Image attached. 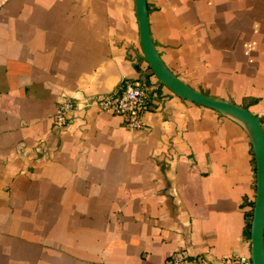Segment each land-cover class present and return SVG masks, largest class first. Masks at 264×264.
<instances>
[{"label":"crops","instance_id":"1","mask_svg":"<svg viewBox=\"0 0 264 264\" xmlns=\"http://www.w3.org/2000/svg\"><path fill=\"white\" fill-rule=\"evenodd\" d=\"M146 6L170 72L264 131V0ZM123 79L152 84L133 130L83 106ZM64 98L77 107L58 126ZM255 197L245 126L158 81L134 0H0V264H222L250 255Z\"/></svg>","mask_w":264,"mask_h":264},{"label":"water","instance_id":"2","mask_svg":"<svg viewBox=\"0 0 264 264\" xmlns=\"http://www.w3.org/2000/svg\"><path fill=\"white\" fill-rule=\"evenodd\" d=\"M134 2L140 46L145 61L158 81L183 99L235 118L248 131L256 164V197L250 225V257L252 264H264V131L261 122L246 109L198 92L174 76L161 61L150 38L146 0H134Z\"/></svg>","mask_w":264,"mask_h":264},{"label":"built area","instance_id":"3","mask_svg":"<svg viewBox=\"0 0 264 264\" xmlns=\"http://www.w3.org/2000/svg\"><path fill=\"white\" fill-rule=\"evenodd\" d=\"M152 84L142 80L123 79L117 89L101 99L90 98L83 102V106L95 107L101 112L123 118L125 126L131 130L141 126L142 115L150 108ZM77 102L64 98L55 106L52 119L58 126H64L70 114L76 109ZM207 254L200 257L190 256L184 251L172 252L166 264H209ZM222 264H252L250 255L239 256L234 259H221Z\"/></svg>","mask_w":264,"mask_h":264}]
</instances>
